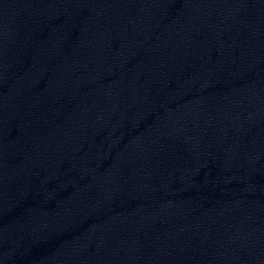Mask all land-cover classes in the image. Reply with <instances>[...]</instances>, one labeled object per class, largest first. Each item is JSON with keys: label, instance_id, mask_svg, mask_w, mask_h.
Returning a JSON list of instances; mask_svg holds the SVG:
<instances>
[{"label": "water", "instance_id": "1", "mask_svg": "<svg viewBox=\"0 0 264 264\" xmlns=\"http://www.w3.org/2000/svg\"><path fill=\"white\" fill-rule=\"evenodd\" d=\"M0 264H264V0H0Z\"/></svg>", "mask_w": 264, "mask_h": 264}]
</instances>
